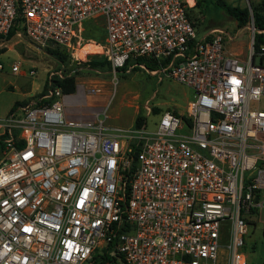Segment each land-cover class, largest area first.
<instances>
[{
	"label": "built area",
	"instance_id": "obj_1",
	"mask_svg": "<svg viewBox=\"0 0 264 264\" xmlns=\"http://www.w3.org/2000/svg\"><path fill=\"white\" fill-rule=\"evenodd\" d=\"M194 5L0 0V45L15 37L67 52L81 22L102 16L114 73L129 63L193 91L153 130L68 117L71 95L58 86L0 118V264H93L104 251V264H248L251 212L264 228V43L253 45L264 31L250 20L241 60L225 50L223 29L198 35Z\"/></svg>",
	"mask_w": 264,
	"mask_h": 264
},
{
	"label": "rangeland",
	"instance_id": "obj_2",
	"mask_svg": "<svg viewBox=\"0 0 264 264\" xmlns=\"http://www.w3.org/2000/svg\"><path fill=\"white\" fill-rule=\"evenodd\" d=\"M230 5L247 8L252 12L260 5L261 0H222ZM195 5L189 10V15L194 22L199 36L205 29L219 27L226 32L225 41L240 54H246L250 45L251 31L248 27L250 21L239 27L236 21L229 17L220 7L214 5L211 0H194ZM253 19V15L250 20ZM82 32H76L74 48L78 45L93 46L105 44L104 19L102 16L88 18L81 22ZM81 38H80V37ZM23 46H28L22 43ZM77 45V46H76ZM93 46V47H94ZM100 50L99 46H95ZM21 49V48H20ZM73 49L67 51L68 58L64 65L48 55L45 47L33 51L38 59L44 62V72L38 66L37 72L30 75L26 64L19 66L27 69L24 75L12 71L11 66L18 60L12 52L0 53V62L4 68L0 70V118L6 117L12 105L16 101L29 98L23 97L29 87L36 88L42 79L47 76V67L62 73L76 74V91L68 94L76 97L72 103H66V114L95 123L99 118L105 119L106 126L128 127L134 125L136 117H143L148 130H153L159 121L161 113L165 110L184 112L187 103L193 99V91L183 83L168 77L159 79V75H151L148 70L141 68H128L113 72L105 66L93 67L90 62L102 60L81 58L71 62L70 54ZM244 50V53H243ZM245 56V55H244ZM107 60V59H106ZM54 65V66H53ZM38 84V85H37ZM80 88V89H79ZM37 95V94H36ZM36 97V96H35ZM34 98V97H33ZM104 114L107 117H104ZM6 129L0 128V134ZM184 130L183 132H185ZM252 214L248 219L247 233L245 235L244 252L248 264H264V228L262 215ZM230 237V224L224 222L222 237L223 247Z\"/></svg>",
	"mask_w": 264,
	"mask_h": 264
},
{
	"label": "trees",
	"instance_id": "obj_3",
	"mask_svg": "<svg viewBox=\"0 0 264 264\" xmlns=\"http://www.w3.org/2000/svg\"><path fill=\"white\" fill-rule=\"evenodd\" d=\"M211 2L214 5L220 7L229 17L233 18L239 27L246 25L250 21V12L245 7L242 8L239 6L230 5L222 0H211ZM252 15H253L254 26L264 31V0H261L260 5L257 8H255V10L252 12ZM12 33L13 32H11L10 35ZM262 43H264V32H255L254 43H253L254 48L257 49ZM82 47L84 46L80 44V48ZM45 51L48 53L50 57L56 60L60 65L66 64L68 54L63 49L59 48L58 46L48 45L45 47ZM70 60H71V57H70ZM98 61L99 62L97 61L90 62V65H92L93 67L105 66L108 70L111 71L109 62L105 58H103L102 60H98ZM137 61L138 63H141L143 62V59L139 58L137 59ZM128 65L129 63L123 66L120 70H127ZM145 66L148 69H154L156 67V63L152 61H146ZM135 68H138V67H135ZM76 74L77 72L75 73H69V72L62 73L61 72V75L58 73L52 74L50 78H47L45 80L42 90L37 95H35L36 97L34 96V98L36 99V98L41 97L48 91L49 88H52L54 86L60 87L63 94L74 93L76 91ZM26 103H28V99L22 100V101H16L12 105L8 113L15 111L18 106L25 105ZM144 122H145V119L143 117L138 116L136 117L134 121V125L138 127V126H141ZM12 133L14 135H17L18 130L13 129ZM7 136H8L7 130H5V132L0 134V152L4 149L5 144L3 140ZM251 215H252V212H251ZM109 258L110 257L106 254L105 251L103 253L96 252L95 255L93 256V264H104L106 260H108Z\"/></svg>",
	"mask_w": 264,
	"mask_h": 264
},
{
	"label": "crops",
	"instance_id": "obj_4",
	"mask_svg": "<svg viewBox=\"0 0 264 264\" xmlns=\"http://www.w3.org/2000/svg\"><path fill=\"white\" fill-rule=\"evenodd\" d=\"M82 28H83L82 26L79 28V35H81V32L83 30ZM23 42H24V44H26L28 46H23V44H22ZM92 45L94 46V44H92ZM88 46H85V48L88 47ZM93 46H91V47H93ZM95 46H99L101 48L100 49L101 52H99V53L102 56V52H103V49H104L105 46L103 44H99V45H95ZM95 46H94V48H97ZM224 48H225V50L227 52L238 56L241 60H245V58L247 56L248 49H247L246 54L244 53V50H243L244 54L242 55V54H240V52H236L235 49L232 48V46H229L227 41H224ZM32 50L39 51V50H41V48L37 47L35 44H33L28 39H23V38L19 39V38H15V37H9L6 40H3V44L0 45V53L12 52V53L17 55L18 60L16 62H14L13 64L17 63V64L22 65L24 63L28 67V71L30 69H33L36 72H37L38 66H41L43 68V72H44V62L42 63L41 61L35 60V58L38 59V57L36 55H33V51ZM100 58H102V57H100ZM52 69H54V68H48L47 67L46 79L49 77V75L51 73L55 72V70H52ZM26 70L27 69L23 70V69L19 68V70L15 71V72H17V73H19L21 75H24L26 73ZM43 86H44V78L42 79V81L40 82V84L36 88H34L33 86L29 87L28 91L23 93V97L29 96V98H27L28 102H34L35 98H33V97L42 90ZM74 101L75 100H73V101L70 100L69 101V98L66 99V103H69V104L74 102ZM68 117H70V116H68ZM71 118H76V117H72L71 116Z\"/></svg>",
	"mask_w": 264,
	"mask_h": 264
},
{
	"label": "bare ground",
	"instance_id": "obj_5",
	"mask_svg": "<svg viewBox=\"0 0 264 264\" xmlns=\"http://www.w3.org/2000/svg\"><path fill=\"white\" fill-rule=\"evenodd\" d=\"M82 25H80L81 27ZM79 27V28H80ZM78 28V29H79ZM77 46V45H76ZM85 46L80 48V45H78V47L74 48L72 51V53L70 54L71 56V62H75L77 61L78 59H83V58H91V59H95L96 57H102V59L104 58V53L106 51V47H104L103 49V52H102V56L99 52H101L100 50H98V48H94V47H91V46H88L86 47L85 49ZM83 50V51H82ZM82 53V54H81ZM80 89V88H79ZM69 98V101H73V100H76V97H67ZM66 98V99H67Z\"/></svg>",
	"mask_w": 264,
	"mask_h": 264
},
{
	"label": "water",
	"instance_id": "obj_6",
	"mask_svg": "<svg viewBox=\"0 0 264 264\" xmlns=\"http://www.w3.org/2000/svg\"><path fill=\"white\" fill-rule=\"evenodd\" d=\"M258 29V28H257Z\"/></svg>",
	"mask_w": 264,
	"mask_h": 264
}]
</instances>
